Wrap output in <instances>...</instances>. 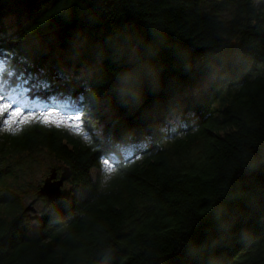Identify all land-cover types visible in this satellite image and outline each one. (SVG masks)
Segmentation results:
<instances>
[{
	"label": "trees",
	"instance_id": "1",
	"mask_svg": "<svg viewBox=\"0 0 264 264\" xmlns=\"http://www.w3.org/2000/svg\"><path fill=\"white\" fill-rule=\"evenodd\" d=\"M0 58L80 111L0 116V264H264V0H0Z\"/></svg>",
	"mask_w": 264,
	"mask_h": 264
},
{
	"label": "water",
	"instance_id": "2",
	"mask_svg": "<svg viewBox=\"0 0 264 264\" xmlns=\"http://www.w3.org/2000/svg\"><path fill=\"white\" fill-rule=\"evenodd\" d=\"M70 178V172L69 170H66L60 179L57 178V174L55 171L48 176L44 183L40 186V189L38 191V198L40 197H47L52 202H57L61 199V188L64 185V182ZM35 200L32 201L26 208V211H32L35 212V209L33 207ZM35 219L38 218L37 215L34 216Z\"/></svg>",
	"mask_w": 264,
	"mask_h": 264
},
{
	"label": "rangeland",
	"instance_id": "3",
	"mask_svg": "<svg viewBox=\"0 0 264 264\" xmlns=\"http://www.w3.org/2000/svg\"><path fill=\"white\" fill-rule=\"evenodd\" d=\"M207 84V81H205V82H203V85H206ZM16 112V111H15ZM17 113V112H16ZM5 121H10L11 123H15V119L14 118H5L4 119ZM45 179V178H44ZM43 179V180H44ZM37 183V182H36ZM35 183V180L34 181H32V183H29V185H30V187L31 186H33V185H35L36 184ZM65 188L63 187V190H64ZM35 198V196L33 197V199ZM32 199V196H30L29 198H27V199H25V201H24V204H25V206H28L29 204H30V202H31V200H33ZM43 202H37V204H36V208L35 209H38V211L36 210V212H31V213H29L30 215H31V218H30V216L27 214V216L30 218V222L32 223V224H34V225H38V220H33L32 219V217H34L35 215H37V216H40V214H42L41 213V211L43 210Z\"/></svg>",
	"mask_w": 264,
	"mask_h": 264
}]
</instances>
